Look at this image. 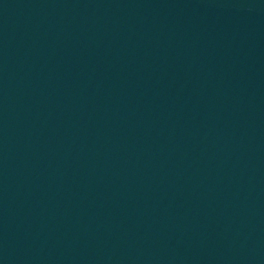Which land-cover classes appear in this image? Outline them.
I'll use <instances>...</instances> for the list:
<instances>
[{"label":"water","instance_id":"95a60500","mask_svg":"<svg viewBox=\"0 0 264 264\" xmlns=\"http://www.w3.org/2000/svg\"><path fill=\"white\" fill-rule=\"evenodd\" d=\"M0 264H264V0H0Z\"/></svg>","mask_w":264,"mask_h":264}]
</instances>
